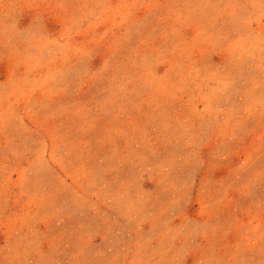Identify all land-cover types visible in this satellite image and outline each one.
<instances>
[{
    "label": "rangeland",
    "instance_id": "obj_1",
    "mask_svg": "<svg viewBox=\"0 0 264 264\" xmlns=\"http://www.w3.org/2000/svg\"><path fill=\"white\" fill-rule=\"evenodd\" d=\"M0 264H264V0H0Z\"/></svg>",
    "mask_w": 264,
    "mask_h": 264
}]
</instances>
